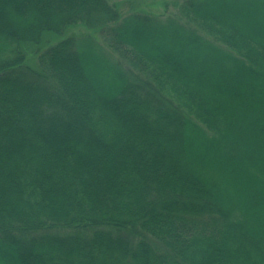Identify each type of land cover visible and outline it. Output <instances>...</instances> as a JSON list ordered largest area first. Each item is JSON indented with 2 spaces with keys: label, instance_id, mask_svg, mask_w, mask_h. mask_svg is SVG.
<instances>
[{
  "label": "trees",
  "instance_id": "16d2710c",
  "mask_svg": "<svg viewBox=\"0 0 264 264\" xmlns=\"http://www.w3.org/2000/svg\"><path fill=\"white\" fill-rule=\"evenodd\" d=\"M178 5L0 0V264H264V0Z\"/></svg>",
  "mask_w": 264,
  "mask_h": 264
},
{
  "label": "rangeland",
  "instance_id": "374dc122",
  "mask_svg": "<svg viewBox=\"0 0 264 264\" xmlns=\"http://www.w3.org/2000/svg\"><path fill=\"white\" fill-rule=\"evenodd\" d=\"M112 2L119 8L122 15H126L132 11H142L157 15L163 19L173 16L183 20L179 11V0H112ZM90 32H92V29L78 25L67 29L63 36L83 35ZM98 37L101 40V37ZM57 39L52 40V42L54 43ZM25 51L27 54L26 62L32 66H36L37 47L27 45L25 46Z\"/></svg>",
  "mask_w": 264,
  "mask_h": 264
}]
</instances>
